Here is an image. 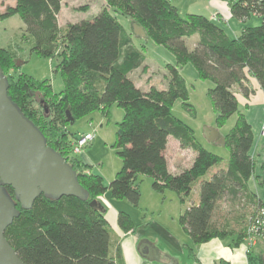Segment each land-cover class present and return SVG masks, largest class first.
Returning a JSON list of instances; mask_svg holds the SVG:
<instances>
[{"label": "trees", "instance_id": "obj_1", "mask_svg": "<svg viewBox=\"0 0 264 264\" xmlns=\"http://www.w3.org/2000/svg\"><path fill=\"white\" fill-rule=\"evenodd\" d=\"M64 1L14 0L0 11V22L13 15L22 19L25 32L21 39L32 44V52L59 59L56 70L62 72L64 88L55 93L49 79L37 80L21 71L17 46L0 45V65L9 81V95L42 131L48 145L66 158L88 192L87 199L40 194L29 209L17 203L19 215L6 228L5 236L19 257L26 264H124L111 253L105 207L92 206L91 202L109 190L113 197L126 198L137 206L141 199L138 174L150 176L155 191L173 190L187 203L194 183L222 161L196 139L191 127L172 115L175 100L188 99L179 67L189 62L200 78L214 82L208 94L217 112V126H224L235 113L237 120L225 135V145L230 149L228 164L201 181L199 201L188 205L179 220L195 245L226 236H236L237 244L245 242L249 219L257 207L264 206V198H248L247 182L255 167L251 154L254 133L239 110L234 89L240 88L246 97L254 92L248 84L249 73L264 91V0H226L232 17L243 23L252 15L262 19L257 26L244 25L234 38L205 15L181 16L171 0H106V7L92 19L70 22L61 29L59 13ZM111 8L128 17L131 24L143 26L146 39L173 52L176 64H168L171 81L167 89L145 91L129 77L132 68L143 61L144 51ZM194 35L198 37L189 48L186 40ZM113 102L125 112L114 144L122 167L106 184L100 174L92 172V164L78 155L69 157L74 142L70 136L75 133L69 130L73 123L67 111L75 122L97 108L106 112ZM171 137L195 153L192 164L176 173L170 170L166 152ZM6 188L15 197L13 188ZM225 197L232 201L242 197L254 205L246 222L239 213L213 219L219 201ZM118 222L125 231L134 226L126 212H120ZM258 243L260 251L247 253L249 264H264V240ZM192 250L187 251L189 257L194 256Z\"/></svg>", "mask_w": 264, "mask_h": 264}, {"label": "rangeland", "instance_id": "obj_2", "mask_svg": "<svg viewBox=\"0 0 264 264\" xmlns=\"http://www.w3.org/2000/svg\"><path fill=\"white\" fill-rule=\"evenodd\" d=\"M171 1L177 6L181 16H185L187 13H196L205 15L209 18L211 17L212 8L208 0ZM222 1L229 6L226 0ZM11 4H14V0H0V11H3ZM103 7H106V0H65L59 13L60 28L64 29L70 22L90 20ZM110 10L117 16L120 23L125 27L127 33L131 39H133V42L144 51L143 61H140L137 66L132 68L129 72V77L137 84L138 87L145 91L150 90L151 88L167 89L171 81L168 64H176V57L173 52L165 46L155 43L151 39L137 36L133 32L132 24L128 17L112 8ZM261 21L262 19L259 16L252 15L247 20L246 24H243L247 26H257L261 23ZM235 22L238 23L237 20L232 21V23ZM220 23L221 24L219 25L226 30H229L226 23ZM24 26L25 23L18 15L1 21L0 45L8 46V44H17L20 56V60H18V62L21 61V71L33 76L37 80L49 79L53 91L55 93H60L64 88V79L61 70H56L59 59L56 55L54 57L43 56L37 54L36 52H32V44L21 39V34L25 32V29L23 30L22 28ZM231 34L232 33L229 32V36L234 38ZM197 37V35H194L187 38L186 41L189 48H192ZM125 52L126 49H124L123 58L126 55ZM179 70L185 79L188 99L184 101L181 97H178L172 106V115L182 123L191 127L194 131L196 139L207 150L222 157V161L220 163L211 166L206 174L194 183V187L188 199L189 202L194 199L197 201L199 200L202 180L210 179L215 172L228 164L230 149L216 140H211L206 135V127H216L217 112L215 111L211 98L208 94L209 89L214 86V82L210 79L200 78L195 66L190 62L180 66ZM185 103H188L190 107L186 106ZM106 112L98 108L91 110L90 112L78 117L73 124H70L69 130L72 133H75V135L70 136L73 141L74 137L78 134L87 131H93L95 133L94 141L89 143L82 153L86 151L87 160H89V164H92L91 167L93 172L100 174L105 183L109 184L122 167V159L117 153L114 144L116 141L118 123L123 120L125 112L124 109L116 102L109 105ZM256 112V115L261 113L262 117H264V106L257 109ZM236 120L237 114L235 113L228 118L224 126H222L221 131L223 133H228L233 128ZM82 153L78 154V156L81 157ZM68 155L70 158L77 156L76 154H73L72 151L68 152ZM167 157L170 170L174 172L175 169L191 162L194 159L195 154L190 149L182 148L178 141L171 137L168 145ZM86 172L90 173L91 169H87ZM137 184L139 185L140 191L146 201L151 203V205H158L159 208H162V214L160 216L167 223H171V225L174 223L173 225L175 226V223L180 222V216H176L181 206L184 204L176 192L166 189L165 194H160L158 196V203H156V200L153 201L151 196L147 194V192L153 193L152 178L145 174H138ZM225 199L226 198H223L219 202L221 210L224 212L227 211L229 214L233 213L232 215L237 213L242 214V218L244 222H246L252 212V208L247 206V202L241 197L237 200L234 206H230V203ZM155 220L158 221L157 215H155ZM153 227L158 228V223L154 222ZM260 248L261 245L257 243L251 249L257 253L260 251Z\"/></svg>", "mask_w": 264, "mask_h": 264}, {"label": "crops", "instance_id": "obj_3", "mask_svg": "<svg viewBox=\"0 0 264 264\" xmlns=\"http://www.w3.org/2000/svg\"><path fill=\"white\" fill-rule=\"evenodd\" d=\"M208 1L212 8L210 18L218 24H221L220 22L226 23L229 29L226 30L224 28L226 32L228 31V34L229 32L232 33L231 35L234 37L238 36L244 26L243 21L232 17L230 8L224 1ZM233 20H237L238 23H232ZM22 28L24 30L25 26ZM11 46H17L18 48L17 44H8V47ZM247 76L248 84L254 92L249 97H246L240 88L235 87L234 91L239 102V110L252 125L254 133V144L251 149V154L255 161V167L252 176L247 182L248 198L251 199L253 198L252 195H254L255 199H262L264 198V136L261 134V129L264 117H262L261 113L258 115L255 113H257V109L264 106V91L254 76L249 73ZM216 128L223 135L227 134L223 133L221 131L222 127H218L217 124ZM79 158L90 163L87 160L86 151ZM193 160L175 169L174 172L176 173L189 167ZM165 191L158 192L153 189V193L147 192V194L151 196L153 201L156 200V203H158V196L165 194ZM225 198L230 203V206H234L237 202L236 199L232 201L230 197ZM255 199L253 198V200ZM99 201L106 209L105 217L111 230V253L117 260L124 262V264H219L221 261L223 264H249L246 245L244 242L237 244L236 236H226L225 238L216 237L195 245L191 236L180 222L175 223V226L173 225L174 223L172 225L171 223H167L160 216L162 214V208H159L158 205H151V203L144 199L142 193L137 206L133 205L126 198L113 197L109 190L99 197ZM198 201L194 199L189 202L187 201V203L182 202L184 205L181 206L176 217H179L188 205L193 202L197 203ZM247 205L252 209L254 208V205L249 203L248 200ZM120 212H126L130 215L134 224L131 230L125 231L119 225L118 219ZM232 214H229L227 211L224 212L218 207V211L214 214L213 219L218 218L221 220L222 217L228 218ZM155 215H157L158 221L155 220ZM154 222L158 223V228L153 227ZM191 248L194 253L193 257H189L187 254V251Z\"/></svg>", "mask_w": 264, "mask_h": 264}, {"label": "water", "instance_id": "obj_4", "mask_svg": "<svg viewBox=\"0 0 264 264\" xmlns=\"http://www.w3.org/2000/svg\"><path fill=\"white\" fill-rule=\"evenodd\" d=\"M132 28L137 36L146 37L143 26L133 23ZM8 88V78L0 65V264H26L5 236L6 228L19 215L17 203L29 209L40 194L87 199L88 192L66 158L48 145L42 131L11 98ZM35 95L40 101L41 93ZM67 115L74 123L69 110ZM206 135L226 144L225 135L216 127H206ZM6 186L13 188L15 197ZM91 205L104 209L99 200Z\"/></svg>", "mask_w": 264, "mask_h": 264}, {"label": "built area", "instance_id": "obj_5", "mask_svg": "<svg viewBox=\"0 0 264 264\" xmlns=\"http://www.w3.org/2000/svg\"><path fill=\"white\" fill-rule=\"evenodd\" d=\"M91 125V123H90ZM261 134L264 136V120L262 122ZM95 139V133L93 131L78 135L74 139L72 145L73 154H80L82 151ZM245 244L247 245V251H249L255 244L259 242V239L264 240V206L257 207L249 219V224L246 229Z\"/></svg>", "mask_w": 264, "mask_h": 264}, {"label": "bare ground", "instance_id": "obj_6", "mask_svg": "<svg viewBox=\"0 0 264 264\" xmlns=\"http://www.w3.org/2000/svg\"><path fill=\"white\" fill-rule=\"evenodd\" d=\"M73 145V144H72Z\"/></svg>", "mask_w": 264, "mask_h": 264}]
</instances>
